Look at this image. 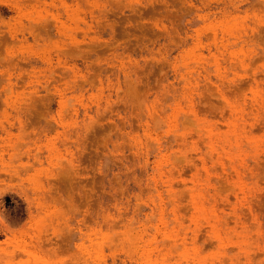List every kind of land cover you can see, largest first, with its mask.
<instances>
[{
	"label": "rangeland",
	"instance_id": "1",
	"mask_svg": "<svg viewBox=\"0 0 264 264\" xmlns=\"http://www.w3.org/2000/svg\"><path fill=\"white\" fill-rule=\"evenodd\" d=\"M0 264H264V0H0Z\"/></svg>",
	"mask_w": 264,
	"mask_h": 264
}]
</instances>
